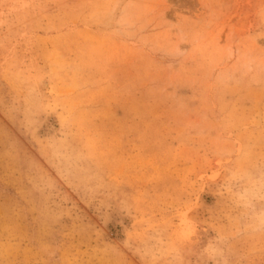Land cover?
Wrapping results in <instances>:
<instances>
[{
	"label": "rangeland",
	"instance_id": "374dc122",
	"mask_svg": "<svg viewBox=\"0 0 264 264\" xmlns=\"http://www.w3.org/2000/svg\"><path fill=\"white\" fill-rule=\"evenodd\" d=\"M0 264H264V0H0Z\"/></svg>",
	"mask_w": 264,
	"mask_h": 264
}]
</instances>
